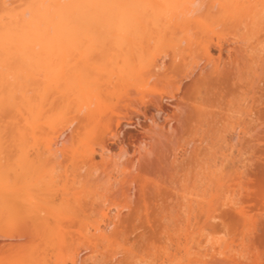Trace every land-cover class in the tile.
I'll return each mask as SVG.
<instances>
[{
	"label": "bare ground",
	"instance_id": "bare-ground-1",
	"mask_svg": "<svg viewBox=\"0 0 264 264\" xmlns=\"http://www.w3.org/2000/svg\"><path fill=\"white\" fill-rule=\"evenodd\" d=\"M0 173V264H264V0H0Z\"/></svg>",
	"mask_w": 264,
	"mask_h": 264
},
{
	"label": "rangeland",
	"instance_id": "rangeland-1",
	"mask_svg": "<svg viewBox=\"0 0 264 264\" xmlns=\"http://www.w3.org/2000/svg\"><path fill=\"white\" fill-rule=\"evenodd\" d=\"M128 128V127H127ZM1 175H2V173H0V180H2V178H3V176L1 177ZM6 175H8V173H4V176L6 177ZM11 175V174H10ZM9 175V176H10ZM11 178V180H13V176H10ZM10 179H8V177H7V180H8V182L10 183ZM1 182V181H0ZM12 182V181H11ZM21 184H24V182L23 183H21ZM19 186V185H18ZM21 186V185H20ZM22 187V186H21ZM130 220V219H129ZM126 222H128V219H127V221ZM128 225H127V223H126V227H127ZM129 230H130V228H129ZM109 231V230H108ZM126 231H128V228H126Z\"/></svg>",
	"mask_w": 264,
	"mask_h": 264
}]
</instances>
